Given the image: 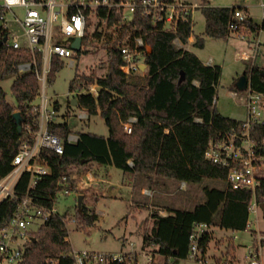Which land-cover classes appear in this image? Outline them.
Instances as JSON below:
<instances>
[{"label":"trees","instance_id":"1","mask_svg":"<svg viewBox=\"0 0 264 264\" xmlns=\"http://www.w3.org/2000/svg\"><path fill=\"white\" fill-rule=\"evenodd\" d=\"M160 1L172 3L174 0ZM202 4L200 10L205 18L203 35L226 38L230 34L229 22L235 6H210L208 0H202ZM85 14L84 48L77 50L75 56L89 54L90 42L101 39V31H88L92 16H95L98 26L105 25L112 29L104 34L101 43L107 55L106 69L102 76H96L93 72H75L68 90L81 92L90 84L98 85L97 96L79 93L77 103L89 115L97 114L99 110L108 135L79 132L76 142H68L70 131L67 124L53 122L50 130L63 140V153L49 149L41 153L50 173L37 180L30 191L34 202L51 209L56 203L57 193L62 189L61 178L66 177L68 183L72 182L69 167L96 162L113 165L133 176L164 178L189 184H201L205 179H211L219 184L203 185V200L191 209L169 208L166 216L158 211L152 212V224L144 230L142 242L145 246H155L156 251L153 252L164 258V264L187 258L195 223L233 231L245 230L252 200L258 204L264 202V175L254 193L246 188L233 189L226 183L228 167L204 158L210 140L224 139L232 130L240 134L243 121L224 116L215 108L221 67L204 64L195 53L176 46L174 42L175 39L187 42L192 33L191 13L169 26L163 20L156 21L153 13H145L142 8L135 9L130 19H123L117 8L100 7L93 13L87 9ZM244 25L251 32L264 29V22L257 24L249 17ZM134 37H140L150 47V51L143 55V63L147 66L145 82L135 71L125 75L120 69V47L132 42ZM203 43L202 35L195 36L196 47L202 48ZM31 58L28 50L6 52L0 47V82L10 75L15 76L11 92L16 101V105L11 106L0 86V178L12 168L13 148L23 136L18 133L12 114L20 112L24 125L30 122L33 129L36 128L33 117L25 111L39 92L37 76L33 69L23 73L17 71L19 63ZM35 58L40 68V55L36 54ZM62 66L63 62L54 58L47 80L52 81ZM260 70V67L252 65L243 74L252 89L264 93V77ZM181 72L183 78L180 80ZM55 109H58L57 106ZM130 117H135L136 121L132 123V132L127 134L122 123ZM250 137L254 141L255 152L264 156V123L254 124ZM239 141L235 138L236 144ZM29 178L30 174L24 172L17 182L15 191L19 196L26 193ZM18 202L6 199L0 203V227L11 219ZM74 215L82 229L94 225L98 219L96 212L85 203L77 207ZM65 216L66 213H51L48 216L33 233V240L26 246L22 261L18 264H73L70 255L72 247L66 239L68 230L63 221ZM210 239L211 234L204 232L200 239L202 252L206 253ZM229 247L233 248L232 245ZM109 264L136 262L133 259Z\"/></svg>","mask_w":264,"mask_h":264},{"label":"built area","instance_id":"2","mask_svg":"<svg viewBox=\"0 0 264 264\" xmlns=\"http://www.w3.org/2000/svg\"><path fill=\"white\" fill-rule=\"evenodd\" d=\"M202 6L203 4L197 3L188 4L185 0H174L172 3L160 0H0V41H2L0 47L6 52L19 49L28 50L32 58L19 63L17 71L23 73L35 70L39 84V92L35 97L39 98V103L35 104L32 101L25 111L33 117L32 121L36 122V128L33 129L30 122L22 124L23 136L13 148L15 154L11 160L12 168L0 178V203L6 199L19 201L11 219L0 227V261L11 264L21 262L26 246L33 240V233L51 213L60 214L54 206L46 209L37 205L30 191L35 187L37 180L50 173L49 165L42 159L41 153L45 149L58 154L63 153V140L50 130L56 111L53 105H49L45 92L47 74L54 58L69 59L72 62L76 51L71 43L76 37L82 39L85 34L87 21L85 11L88 9L90 13H93L100 7L117 8L121 11L123 19H130L135 9L142 8L145 13H153L156 21L163 20L169 24H175L178 19H184L193 9ZM234 8L229 30L246 40V34L251 32L244 25L248 15L239 7ZM92 19L98 20L95 16H92ZM12 26H17L21 32L16 33ZM260 31L264 29L260 28L253 33ZM253 43V54L243 50L237 54L240 60L249 61L256 57L261 43L259 41ZM83 48L81 40L80 49ZM148 50L150 51V47L140 37H134L132 42L120 47V59L122 60L120 69L125 75L141 69L139 67L141 63H135L134 59L141 54L148 53ZM36 54H39L42 60L40 68L37 66ZM245 91L247 93V117L242 120L241 133L238 134L232 130L224 139L210 140L205 149L204 158L212 163L228 167L226 177L228 187L246 188L254 193L264 175V156L255 152L250 129L254 124L264 123V93L252 89L249 82ZM83 92L95 96L98 94V91H95L91 85L84 88ZM135 121V117H130L122 123L125 133L132 132V123ZM235 138L240 140L239 144L235 143ZM77 139V135H67L68 142H75ZM24 172L30 174L29 183L26 193L19 196L15 191V186ZM67 183L66 177H62L60 183L62 189L57 193L56 201L59 195L66 196L73 191L72 188H68ZM258 205L253 199L250 211L256 212ZM63 221L67 229V216L63 218ZM208 227L206 223L194 224L190 236L188 259L197 261L199 264H263L260 248L263 245L264 235L260 233L255 235L254 245L249 247L240 258L228 254L208 258L206 253L200 249V239L203 233L208 231ZM142 252L146 256L145 264H153L156 254L152 251L143 250ZM70 255L73 264H109L133 259L138 264L136 252L100 253L87 249H72Z\"/></svg>","mask_w":264,"mask_h":264},{"label":"rangeland","instance_id":"3","mask_svg":"<svg viewBox=\"0 0 264 264\" xmlns=\"http://www.w3.org/2000/svg\"><path fill=\"white\" fill-rule=\"evenodd\" d=\"M212 2L222 6H238L244 4L248 6L249 12L251 13L255 22L259 24V22L261 23L262 21L264 0H212ZM187 3L190 4L189 2ZM192 14V22L194 24L193 30L197 33H200L204 29L203 14L199 9L193 10ZM165 25L169 26V23L165 22ZM12 28L16 33L21 32L17 26H12ZM94 30L99 32L101 31L102 37L101 39L90 42L88 46L90 53L87 55H81L77 67H70L68 65V61H66L64 64L65 66H63L58 71V73H56L52 84L50 85L48 84L50 82H47L45 92L48 97L54 96L53 98L58 99V101L62 104L60 112L64 111L66 104L65 94L68 91L69 81L73 78L76 71L79 74H89L93 72L95 75L103 74L105 71L104 65L107 60V55L101 43L104 40V34L106 32H111L112 29L106 28L105 25L98 26L96 19H92L90 26L88 27V31L91 33ZM231 34H233V36L227 41L207 38L205 47L196 50L204 60H207L210 56H212L214 58V62L221 66V76L216 89L215 100V108L217 111L230 118L245 120L247 117V93L245 89L238 90L236 88V82L244 72L249 71L252 65H256L261 69H264V31H260L259 33L250 32V34H246V40L237 36V33L231 32ZM247 39L249 41H247ZM254 41H259L261 43L256 57L249 61L240 60L237 57V54L241 53L243 50L253 54L254 51L252 46L254 45ZM143 55L144 54H141L140 56L135 57L134 62L142 64L144 57ZM75 68H77V70ZM144 70L135 71L136 74L142 77L143 82L146 81L147 77V71L143 72ZM14 77L15 76L10 75L0 82V86L6 94V100L11 106L16 105L15 98L11 92V86L14 81ZM232 92L236 93V95H231ZM48 99L49 105L52 106L53 102L51 101V98ZM68 107L70 108V104H68ZM75 113L78 114V111ZM76 117L77 115L74 114L68 119V126L73 133L84 130L86 132L88 131L90 133L92 132L98 135H103L108 132V128L100 115H92L88 121V125L78 120ZM80 165L83 166L79 167ZM80 165L69 167V173L76 174L78 181H80L82 174H85L93 167V164L89 163H83ZM103 166L104 165H101L100 169H102ZM111 171V176L108 179L111 181V185H113V187L116 184L118 186L121 182L122 171L115 167H113ZM100 174H102L101 171ZM126 176H128V174ZM135 177L137 178L142 176L137 175ZM139 179L137 180L136 184L138 183ZM152 179L155 181V183L159 182L162 184V186L164 184L168 193H174V196H166L169 197V201L171 203L176 201L177 203L182 202L183 205L184 201L187 206H191V204L194 202L200 201L203 196V185H219L216 183V181L211 179H205L201 184H190V192L192 193L191 196L195 198V200L192 199L190 201L187 196H182L179 191H177L179 187L177 181L156 177H152ZM132 184L134 185L133 182ZM67 185L68 188H72L74 192L76 190L80 194H84V198H82L81 203H86L88 208L94 210L98 215V219L94 222V225L82 229L81 226L78 225L77 220L73 221L75 218V210L78 207L77 198L74 197V194L71 192L66 196L62 194L58 196L55 203L56 211L60 214H67V238L70 241L72 249H87L100 253H120L129 251L131 249L134 251H140L139 254L136 253L138 264H145L146 256H144V253L141 252L143 247L141 232L144 231V229L150 228L151 220L147 219L145 222H142V220L147 217V210H142L141 212L133 210V207L130 205L129 192L127 194L123 193V191L126 192V188H119V193L123 194H120L122 197H96L97 192L94 190L96 188H94L92 185L90 186L88 180H86L85 184H82L83 188H81V186L78 187L76 182L73 184L70 182L69 184L67 183ZM116 188L117 187H114V189ZM119 193L118 191L114 192V194L117 196H119ZM187 209H190V207ZM248 224L249 225H247L245 230L224 231L225 235H222L221 232L216 230L214 236H212L208 243V248L206 251L207 257H216L221 251H223V255H231L230 253L232 248L229 246L232 245V243H234L235 247H238L236 250L237 256H241L243 252L248 251L249 247L254 245L255 235L258 233L264 235V213L260 208V204L258 205L256 212L251 211L249 213ZM230 236H234V242ZM144 251L150 252V247ZM260 252L262 263L264 264V240L263 246L260 248ZM164 262L165 261L162 257L158 255L154 256L153 264H164ZM0 264L11 263L0 261ZM173 264L199 263L197 261H192L188 258H185L177 259Z\"/></svg>","mask_w":264,"mask_h":264},{"label":"crops","instance_id":"4","mask_svg":"<svg viewBox=\"0 0 264 264\" xmlns=\"http://www.w3.org/2000/svg\"><path fill=\"white\" fill-rule=\"evenodd\" d=\"M185 1L189 2V3H197V4L201 3L202 4V0H185ZM208 3H209L210 6H222L220 4H215L214 2H212V0H208ZM235 7H241L243 9H245L246 12L245 11L244 12L248 15L249 18L252 19L253 22H255V20L253 19L251 13L249 12L248 6L243 4V5H238V6H235ZM195 9H199L200 10V7L199 8L197 7ZM195 9H193V10H195ZM193 10L191 11V17L193 15L192 14ZM263 13H264V10L262 11V21H261V23L263 22ZM255 23H257V22H255ZM261 23L259 22V24H261ZM193 25L194 24L192 22V33L189 36L187 42L182 43L180 40L175 39L174 42H175L176 46H178L180 48H184L186 50H189V51L195 53L198 56V58L206 65H219L218 63L214 62V58L212 56H210L207 60H204L202 58V56H200V54L196 50V49L204 48L205 45H206L207 38H212V37L203 35L204 29H205V18H204V29L200 33H197V32H195L193 30V27H194ZM197 35H199V36L202 35L203 38H204V43H203V47L202 48L196 47L194 45L195 36H197ZM232 36H233V34H231V32H230V34L226 38H212V39L227 41ZM81 55H86V54H81ZM81 55L78 56V57H76L74 55V57L72 59V62L69 59H61V61L63 62V66H65L64 65L65 62L68 61V65L70 67H74V66L77 67L78 61H79ZM104 68L106 69V65H104ZM75 69L77 70V68H75ZM144 69H140V70H144L143 72L147 71V66H145ZM104 73H105V71H104ZM103 74L96 75V76H102ZM54 78H55V76H54ZM54 78H53V80H54ZM53 80L52 81L47 80V82H50L48 84L51 85ZM90 85L95 89V91H98V88H99L98 85H96V84H90ZM45 91H46V89H45ZM79 93H84L83 89H82L81 92L80 91L79 92H77V91L70 92L69 90L66 92V94H65L66 104H65L64 111H62V112H60V110L62 108V104L58 101V99H54L53 98L54 96H52V97L49 96L48 97L47 94H46L47 98H51V101L53 102L52 104H53L54 108H55V106H57V108H58V109H55L56 115H55V118H54V123H56V124L66 123L67 127H68V129L70 131V133H68V134L77 135V137L79 135L78 134L79 132H86V131L80 130V131H77L76 133H73L72 130L68 126L69 117L71 115L75 114V115H77L76 118H78V120H80V121L84 122L86 125H88V121H89L90 117L92 116V115H89V113H88V111L86 109L80 108L78 106V103H76V104L72 103V100L74 98L77 99L76 96ZM233 93L234 92H232L231 95H233ZM233 96H235V95H233ZM33 102L35 104H38L39 103V98H37V99L35 98ZM67 103L70 104V108L68 107ZM76 111H78V114L75 113ZM93 115H100L99 110H98L97 114H93ZM234 119H237V118H234ZM237 120H240V119H237ZM22 124H23V121L21 119V133L23 132ZM93 134H96V133H93ZM96 135H98V134H96ZM107 135H108V132L106 134L101 135V136H105L106 137ZM88 163L89 164H93V167H92V169L88 170L85 174H82V176L80 177V181L77 180L76 174H71L70 175L71 179H72V184L76 182V185L78 187L81 186V188H83L82 184H85L86 180H88L89 181V185L90 186L92 185V186H94V188H96V189H94L97 192V194H96L97 196L96 197H99V196H101V197H122L121 195H123V194L119 193V188L125 187L126 188V192L123 191V193L127 194L129 192L130 205L133 207V210H135L137 212H141L142 210H147V217H145V219H143L142 222H145L148 219V220H151V224H152L151 214L154 211H158L160 215L166 216V215H168V209L169 208H183V209H187V208L190 207V209H191L198 202L203 200V196H202L200 201L194 202L193 204H191V206H187L184 203V201H183V205H182V202L181 203H179V202L177 203L176 201H173L171 203L169 201V197H166V196H174V193L173 192L168 193L166 188H165V186H164V184L162 186V184H160L159 182L155 183V181L152 178H149V177H137L136 178L135 176H133L131 174H128V176H126L127 173H124L123 170H121V169H120L122 171V173H121L122 174L121 182L119 183L118 186H117V184L114 185V187H117L116 189H114L113 185H111V181L108 178H110L111 173H112L111 170L115 166H113V165H104L103 168L100 169L101 165H103V164L98 165L97 163H93V162H88ZM129 164L132 165V162L129 161ZM81 166H83V165H80L79 167H81ZM117 169H119V168H117ZM100 171L102 172V174H100ZM138 179H139V181L136 184ZM132 182L134 183V185L132 184ZM177 183H178V186H179L177 191H179V193L182 196H187V198L190 201L192 199L195 200V198L193 196H191L192 193L190 192V184L189 183H187L185 181H177ZM153 189H154V191H153ZM115 191H118V193H119L118 195L119 196L114 194ZM71 193L74 194V197H76L77 200H78V197L80 195H82V198H84V194H80L76 190H75V192L73 190ZM54 207L56 209L55 205H54ZM142 230H143V228H142ZM216 230L221 232L222 235H225L224 231H229V230H226V229H221L219 227H215V228L214 227H208V232L211 234V238H212V236H214V233H215ZM143 232L144 231H142L141 233L143 234ZM230 237L233 239V242H234V239H235L234 236H230ZM142 239H143V235H142ZM142 246L143 247L141 249V252L143 250H145V249H148L149 247H150V251H152V252L156 251V247L155 246H145V245H143V243H142ZM232 246H233V248L231 249V253H230L232 256H234L236 258H240L245 253V252H243V254L241 256H237L236 255V250H237L238 247H235L234 243H232ZM124 252H136L138 254L140 253V251H134V250H131V249L129 251H124ZM222 252L223 251H221L219 254H217V256L223 255ZM157 255L160 256L159 254L156 253V256ZM212 256H215V255H212ZM160 257H162V256H160Z\"/></svg>","mask_w":264,"mask_h":264},{"label":"water","instance_id":"5","mask_svg":"<svg viewBox=\"0 0 264 264\" xmlns=\"http://www.w3.org/2000/svg\"><path fill=\"white\" fill-rule=\"evenodd\" d=\"M4 39H5V38H3V40H4ZM81 40H82V39H81L80 37H76V38L72 41L71 46H72V48H73L75 51H77V50L80 49V46H81ZM1 42H2V41H0V44H1ZM145 66H146V65H145L144 63L139 65V67H140L141 69H144ZM260 74L264 77V70L261 69V70H260ZM182 78H183V72H181L180 80H181ZM248 82H249V81H248V78H247L244 74H242V75L239 77V79L237 80V82H236V87H237V89H238V90H243V89H245V87L247 86V83H248ZM72 103L76 104V103H77V99L74 98V99L72 100ZM12 116H13V118H14V120H15L16 125H17V131H18L19 134H21V115H20V112L15 111V112L12 114ZM81 200H82V195H80V196L78 197V200H77V206H78V208H80V206H81ZM260 208H261V210H262L263 213H264V202L260 204Z\"/></svg>","mask_w":264,"mask_h":264}]
</instances>
